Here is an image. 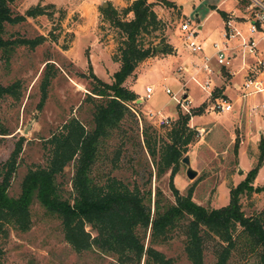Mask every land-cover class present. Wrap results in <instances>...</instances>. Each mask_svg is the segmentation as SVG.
Masks as SVG:
<instances>
[{
  "label": "rangeland",
  "instance_id": "obj_1",
  "mask_svg": "<svg viewBox=\"0 0 264 264\" xmlns=\"http://www.w3.org/2000/svg\"><path fill=\"white\" fill-rule=\"evenodd\" d=\"M169 1L174 5L162 2L154 5L155 12L164 25V30L157 33L165 43L170 39L169 36L180 33L179 23L187 17L195 22H203L202 34L208 29L218 30L221 16L216 6L223 0ZM38 2L42 5L54 4V9L47 8L52 11V16L40 15L28 17L17 24L7 23L4 37L34 39L43 36V41L33 48L27 44L16 46L8 61L0 55V83L7 85L20 81L18 99L10 96L0 99V119L9 132L0 136V170L16 142L22 139V149L8 189L11 196L20 193V184L28 169L47 164L50 145L46 139L60 131L63 123L76 117L87 129L93 126L94 100L87 98L92 85L89 65L99 78L107 82L112 81L111 74L117 68L112 57L117 51V41L114 30L106 23H100L101 2L97 0L91 6L93 2L88 0H16L10 3V8L13 14H23L25 9ZM89 4L91 9L87 6ZM231 4V1L224 0L219 7L228 9ZM84 8L88 10L85 11ZM60 9L65 11L62 20L59 19ZM84 11L86 13L82 15ZM159 40L160 38L147 36L145 41L154 45ZM206 51L212 52L209 43ZM165 56L157 51L146 58L124 83L127 89L138 94L136 100L128 103L131 114L126 115L120 126L112 130L101 144L91 170L92 175L100 182L113 176L128 183L130 187L137 185L142 191L150 189L152 201L156 189H160L167 199L173 200V195L169 186V172L161 177L155 176L151 158L144 147L142 132L147 128L158 145L167 139L166 133L183 112L170 94L165 92V88L178 93L181 91V84L186 83L185 75L177 71L183 56ZM46 74L49 83L45 98L40 103L42 81ZM262 78L264 80V70ZM240 81V76L235 75L231 83L240 84ZM147 85L152 86L151 97L148 99L145 98ZM184 90L192 99V115L188 125L195 130L200 129L202 134L196 131L197 134L193 136L182 158L189 156L190 165L197 174L194 178H188L187 165L181 159L172 181L181 194L192 187L195 202L219 208L229 201V187L241 181L256 161L260 139L257 125L260 122L264 132V113L260 114L258 123L257 115L252 116L251 122L243 113L234 114L241 101L235 97V91L231 87L225 91L229 96L226 97L232 100L233 109L219 114L206 111L212 100L211 96L206 99L205 92L196 84L188 82ZM246 100L248 103L259 104L264 101V92ZM202 102L204 108L197 112L196 109ZM158 109L169 116V124L158 126L156 121L159 115L147 112ZM235 140L239 143L237 151L234 148ZM74 163L75 161L69 162L56 175V183L65 197L71 192ZM253 183L264 185V170L258 171ZM240 203L246 215L264 213V191L250 196L243 195ZM86 229L90 231L91 228L87 226ZM240 229L238 227L237 232ZM91 232L94 234V231ZM183 247L184 236L180 230L168 242L155 245L166 257L173 259V264H189ZM217 247V237H208L204 249V264H215ZM0 249V264H117L114 256L104 255L97 250L75 251L64 239L60 219L48 213L36 198L32 199L30 205V227L26 231L10 227L5 233H1ZM257 261V254L250 252L246 244L238 239L228 264H257Z\"/></svg>",
  "mask_w": 264,
  "mask_h": 264
},
{
  "label": "trees",
  "instance_id": "obj_2",
  "mask_svg": "<svg viewBox=\"0 0 264 264\" xmlns=\"http://www.w3.org/2000/svg\"><path fill=\"white\" fill-rule=\"evenodd\" d=\"M14 1L0 0V55L7 61L16 46L27 44L33 48L44 37L8 39L4 37L5 24H17L28 17L52 16V11L47 8H55L54 4L38 2L25 9L23 14H13L10 3ZM157 2L174 5L169 0H133L121 9L114 8L110 2L105 8L99 6L100 23H106L115 33L117 51L112 57L118 68L112 74V81L106 82L96 76L91 65L88 67L92 85L87 98L94 100L93 126L87 129L76 117L63 123L60 131L46 139L50 145L47 164L28 169L21 181L20 193L11 196L8 189L22 149V139L16 142L0 170V234L10 227L26 231L30 227V205L36 198L48 213L60 219L64 239L75 251L97 250L114 256L117 264H173V259L166 257L155 245L168 242L179 230L184 236L183 251L189 264H204L205 244L208 237L213 236L218 239L215 264H228L238 239L250 252L257 254V264H264V213L246 215L240 203L243 195L264 191V185L253 183L264 163V135L258 141L255 163L241 181L229 187V201L219 208L195 202L192 187L181 194L172 181L183 153L196 134L195 128L188 125V114L179 115L166 133L167 139L159 145L147 128L142 132L155 176L169 172L173 200L156 189L152 201L150 189L142 191L137 185L130 187L113 176L100 182L91 173L101 144L120 126L122 119L131 114L128 103L137 98L124 83L140 62L158 51V46H161L160 53L171 52L157 33L164 30L154 9ZM59 12V19H64L65 11L60 9ZM147 36L160 40L153 45L145 41ZM48 79L46 74L40 103L45 98ZM19 95V80L7 85L0 83V99L5 96L18 99ZM197 108L198 112L204 105ZM7 134L8 128L0 119V136ZM238 145L235 140V151ZM71 161H75L74 174L70 195L65 197L56 183V175ZM151 174L150 171L149 178ZM238 227L241 229L237 232Z\"/></svg>",
  "mask_w": 264,
  "mask_h": 264
},
{
  "label": "built area",
  "instance_id": "obj_3",
  "mask_svg": "<svg viewBox=\"0 0 264 264\" xmlns=\"http://www.w3.org/2000/svg\"><path fill=\"white\" fill-rule=\"evenodd\" d=\"M236 9L228 11L223 19V27L217 40L209 42L212 50L207 53L208 43L200 38V25L191 19L184 18L179 23L180 40L182 45L192 55L189 62L178 67V71L185 75L186 83L182 84L181 93L166 87L165 92L178 105L183 114L190 115L191 96L184 90L188 82L196 84L206 99L211 96V102L206 108L210 113L219 114L232 110V103L223 93H215L217 85L215 79H224L222 69L228 75L241 74V82L233 84L239 98L246 99L264 92V0H235ZM234 62L236 63L234 65ZM145 98H150L152 86H146ZM204 102V101H203ZM201 103L202 106L204 103ZM253 111L264 112V101L255 104ZM159 115L158 126L169 124L168 115L159 111L151 112ZM199 134L200 129L196 128ZM197 134V133H196Z\"/></svg>",
  "mask_w": 264,
  "mask_h": 264
},
{
  "label": "crops",
  "instance_id": "obj_4",
  "mask_svg": "<svg viewBox=\"0 0 264 264\" xmlns=\"http://www.w3.org/2000/svg\"><path fill=\"white\" fill-rule=\"evenodd\" d=\"M85 1H87V0H85ZM89 2H93V4H91V6L92 5H94V3H96L97 2V0H95V1H91V0H88ZM99 2H101L102 3V1H107V3H111V5L114 7V8H116V9H121V8H123V7H126L127 5H129L133 0H98ZM226 1H231V5H230V7L228 8V9H223V8H221V7H219L220 5H222V3H224V0L222 1V2H220V4L219 5H217L216 6V8L220 11V16H221V20H220V24H219V27H218V30H212V29H208V30H205V33L204 34H202V28H203V22H199L198 20V23H199V25H200V38L201 39H203L206 43H209L210 41H213V40H217L218 38H219V36H220V31H221V29H222V27H223V19H224V17L226 16V13L228 12V11H231V10H233V9H236V6H237V3H236V1L235 0H225V2ZM101 3H100V5H101ZM90 9H91V6H90V4L89 5H87ZM85 9V11H87L88 9L87 8H84ZM84 11V13H82V15L83 14H85L86 12ZM180 34V33H179ZM179 34H178V32L177 33H175V35H172V36H169L170 37V39L168 40L167 39V41H166V44H167V46L168 47H170L171 48V52L170 53H161V54H164V55H166L165 57H171V56H176V55H178V56H183V59H182V61H181V63L178 65V67L180 66V65H182V64H184V63H186V62H189L190 60H191V58H192V55L188 52V50L184 47V46H181L180 47V44H181V40H180V36H179ZM160 50V49H159ZM158 50V51H159ZM185 50H187V52L185 51ZM113 61V60H112ZM116 65H117V68H118V63L117 62H115V61H113ZM178 67H177V71H178ZM117 68H116V70H117ZM115 70V71H116ZM114 72V71H113ZM179 72V71H178ZM180 73V72H179ZM222 73L224 74V79H215V81H214V84L215 85H217V87H216V89H215V93H223L224 95H226V96H228L227 94H226V89L227 88H229V87H231L232 89H234L233 88V83H231V80H232V78H234L235 77V75H239L240 76V80H241V74H235V75H228L227 74V72H226V70H224V69H222ZM113 74V73H112ZM111 74V75H112ZM182 75H184V74H182ZM97 76V75H96ZM185 79L187 78V77H184ZM101 79V78H100ZM163 80H165V79H163ZM104 81V80H103ZM107 82V81H106ZM241 82V81H240ZM235 84V83H234ZM147 86H151V85H147ZM181 86H182V84H181ZM181 89V91H182V87L180 88ZM181 91H179L180 93H181ZM235 91V90H234ZM178 92V93H179ZM135 94L136 95H138L136 92H135ZM206 94V93H205ZM235 97L238 99V100H240L241 102L239 103V105L237 106L238 107V111H236V112H234V114H239V113H243L244 115H245V117H246V119L248 120V121H251L252 122V116H254V115H257V119H258V121H257V123L259 122V120H260V114H262L263 115V113L264 112H261V111H253L252 110V106L253 105H255V104H252V103H248V101L246 100V99H241V98H239V96H238V93H237V91H235ZM207 95V94H206ZM229 97V96H228ZM140 98V97H139ZM231 100V99H230ZM140 101L142 102V99L140 98ZM261 102H263V100L261 101ZM261 102H259V104L261 103ZM231 103H232V100H231ZM200 105V104H199ZM198 105V106H199ZM233 109V108H232ZM157 112V111H159L160 113H162L163 115H167V114H165L164 112H163V110L162 109H158V110H155V111H152V110H148L147 112ZM192 121H193V118H192ZM253 122L255 123V121L253 120ZM260 123V122H259ZM259 123H258V125H257V127H258V138L260 137V134L261 133H264L263 132V130H262V127H261V125H259ZM261 130V131H260ZM251 161V160H250ZM262 170H264V165L259 169V172H261Z\"/></svg>",
  "mask_w": 264,
  "mask_h": 264
},
{
  "label": "water",
  "instance_id": "obj_5",
  "mask_svg": "<svg viewBox=\"0 0 264 264\" xmlns=\"http://www.w3.org/2000/svg\"><path fill=\"white\" fill-rule=\"evenodd\" d=\"M100 6L103 7V8L107 7L108 6L107 1H102V3H101ZM160 48H161V46H158L157 47V50H159ZM182 162L187 165V168H186V176L188 178H194L196 176V174H197V171L191 167L189 156L188 155H185L182 158ZM239 171H241V169H239Z\"/></svg>",
  "mask_w": 264,
  "mask_h": 264
}]
</instances>
